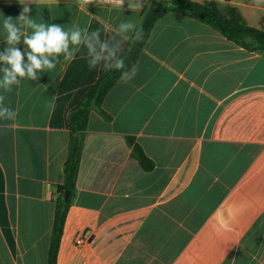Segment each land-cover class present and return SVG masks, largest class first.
Instances as JSON below:
<instances>
[{
	"label": "crops",
	"instance_id": "1",
	"mask_svg": "<svg viewBox=\"0 0 264 264\" xmlns=\"http://www.w3.org/2000/svg\"><path fill=\"white\" fill-rule=\"evenodd\" d=\"M204 2L206 0H194ZM264 32V3L219 0ZM131 11L76 0H33L37 22L99 31L120 56L149 0ZM24 5L0 0L3 18ZM24 50V45H19ZM80 45L71 61L13 86L0 119V264H48L57 188L64 183L69 114L106 72ZM136 76L90 115L57 264H264V51L172 12L154 26ZM2 75V73H0ZM134 139L154 162L146 172ZM86 235L82 244L80 236Z\"/></svg>",
	"mask_w": 264,
	"mask_h": 264
},
{
	"label": "trees",
	"instance_id": "2",
	"mask_svg": "<svg viewBox=\"0 0 264 264\" xmlns=\"http://www.w3.org/2000/svg\"><path fill=\"white\" fill-rule=\"evenodd\" d=\"M219 0H149L142 11L137 30L142 31V39H135L132 34L124 51L120 55L125 61L123 70H106V72L93 84L81 101L69 114L70 143L68 158L65 164L64 183L57 188L56 211L50 240L48 264H57L59 247L61 244L66 217L76 194V183L80 169L82 152L84 149L85 132L91 113L97 112L110 120L103 109L107 94L121 80L122 71H130L136 65L150 39L154 26L164 16L176 12L200 21L226 37L237 46L249 52L264 51V32L250 26L241 16L238 9L232 5L221 7ZM133 146V157L146 171L154 169V162L145 154L141 146L134 139L128 138Z\"/></svg>",
	"mask_w": 264,
	"mask_h": 264
},
{
	"label": "clouds",
	"instance_id": "3",
	"mask_svg": "<svg viewBox=\"0 0 264 264\" xmlns=\"http://www.w3.org/2000/svg\"><path fill=\"white\" fill-rule=\"evenodd\" d=\"M33 2V0H30ZM260 5L264 0H254ZM24 5L20 14L14 19L11 16L3 18L2 29L4 42L7 47L0 52V90L8 93L13 86H18L22 80H38L40 73L50 72L61 62L71 61L80 45L86 46L91 67H96L104 62V67L108 70L125 69L124 59L118 55L115 46H111L107 41L100 39L99 31L88 32L87 28L79 25L65 29L63 25L56 23H46L30 17L31 8L28 6L29 0H19ZM92 3L111 5L116 9L124 10L127 4L131 11L139 10L143 7L142 0H76V4L81 10H87ZM118 35L124 39H129L132 33L135 39H142V31L137 30L133 23L129 21L120 22L114 29ZM24 45L22 51L19 45ZM138 67L133 66L130 71H122L121 81L132 80ZM6 96L0 94V119L15 121L17 112L5 104Z\"/></svg>",
	"mask_w": 264,
	"mask_h": 264
},
{
	"label": "built area",
	"instance_id": "4",
	"mask_svg": "<svg viewBox=\"0 0 264 264\" xmlns=\"http://www.w3.org/2000/svg\"><path fill=\"white\" fill-rule=\"evenodd\" d=\"M102 5H106V6H111V5H107V4H102ZM86 235L84 234V235H82V236H80L79 238H78V240H77V244H82V242L84 241V237H85Z\"/></svg>",
	"mask_w": 264,
	"mask_h": 264
}]
</instances>
